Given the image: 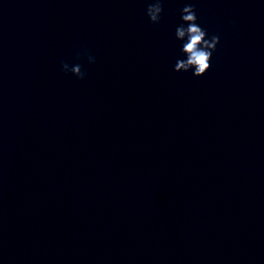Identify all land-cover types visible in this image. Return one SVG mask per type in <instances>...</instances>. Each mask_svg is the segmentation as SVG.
Instances as JSON below:
<instances>
[{"label": "water", "instance_id": "water-1", "mask_svg": "<svg viewBox=\"0 0 264 264\" xmlns=\"http://www.w3.org/2000/svg\"><path fill=\"white\" fill-rule=\"evenodd\" d=\"M183 0H111L96 150L97 264H264V0H192L220 35L175 72Z\"/></svg>", "mask_w": 264, "mask_h": 264}, {"label": "clouds", "instance_id": "clouds-1", "mask_svg": "<svg viewBox=\"0 0 264 264\" xmlns=\"http://www.w3.org/2000/svg\"><path fill=\"white\" fill-rule=\"evenodd\" d=\"M165 0H145V14L152 24H158L164 12ZM197 6L192 0H183L179 9L180 23L175 26V39L178 54L175 57L173 71L190 72L195 77L206 74L211 67L212 57L220 42V35L210 34L197 14ZM77 59L86 58L89 64L96 62V56L87 48L76 52ZM61 70L71 73L78 79H85L87 71L79 62L61 61Z\"/></svg>", "mask_w": 264, "mask_h": 264}]
</instances>
